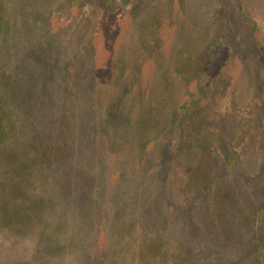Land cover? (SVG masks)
I'll return each instance as SVG.
<instances>
[{
    "label": "rangeland",
    "instance_id": "rangeland-1",
    "mask_svg": "<svg viewBox=\"0 0 264 264\" xmlns=\"http://www.w3.org/2000/svg\"><path fill=\"white\" fill-rule=\"evenodd\" d=\"M263 164L264 0H0V264H258Z\"/></svg>",
    "mask_w": 264,
    "mask_h": 264
},
{
    "label": "trees",
    "instance_id": "trees-1",
    "mask_svg": "<svg viewBox=\"0 0 264 264\" xmlns=\"http://www.w3.org/2000/svg\"><path fill=\"white\" fill-rule=\"evenodd\" d=\"M210 58L213 59V56L209 55L206 57V59L208 60ZM197 105H198V101L195 99V96L191 97L188 103L180 106L176 114V122H179L185 118H189L193 116L197 109ZM260 179H261L262 204L256 215V221H258V223H261L264 219V164L261 168ZM155 250H157V247H155ZM253 250L256 254L255 257H256L257 263L264 264V241L259 235L257 236V239L255 240V245H254Z\"/></svg>",
    "mask_w": 264,
    "mask_h": 264
}]
</instances>
